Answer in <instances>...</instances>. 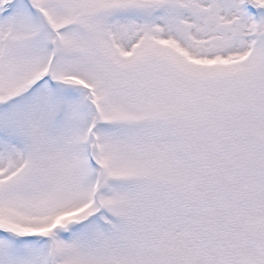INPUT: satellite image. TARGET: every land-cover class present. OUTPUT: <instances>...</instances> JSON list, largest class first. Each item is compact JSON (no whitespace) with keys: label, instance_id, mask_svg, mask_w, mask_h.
<instances>
[{"label":"snow or ice","instance_id":"1","mask_svg":"<svg viewBox=\"0 0 264 264\" xmlns=\"http://www.w3.org/2000/svg\"><path fill=\"white\" fill-rule=\"evenodd\" d=\"M0 264H264V0H0Z\"/></svg>","mask_w":264,"mask_h":264}]
</instances>
